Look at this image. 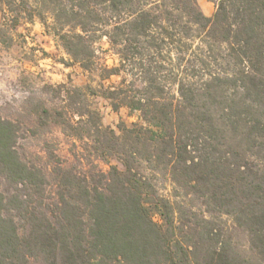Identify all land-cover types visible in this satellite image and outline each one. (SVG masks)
Instances as JSON below:
<instances>
[{
    "label": "trees",
    "instance_id": "obj_1",
    "mask_svg": "<svg viewBox=\"0 0 264 264\" xmlns=\"http://www.w3.org/2000/svg\"><path fill=\"white\" fill-rule=\"evenodd\" d=\"M211 1L0 0L90 78L0 113V264H264V0Z\"/></svg>",
    "mask_w": 264,
    "mask_h": 264
},
{
    "label": "rangeland",
    "instance_id": "obj_2",
    "mask_svg": "<svg viewBox=\"0 0 264 264\" xmlns=\"http://www.w3.org/2000/svg\"><path fill=\"white\" fill-rule=\"evenodd\" d=\"M203 13L211 16L215 10V4L211 0H197ZM10 14H4L0 4V113L8 117L19 116L27 120L26 112L37 100L49 98L56 101L54 92L42 94L43 83L56 85L66 83L72 85H84L90 82L88 73L79 65H64L61 59H67L68 55L57 43L49 30L42 25L38 18L32 21L21 19L13 26ZM50 19L47 20V23ZM102 48H107L105 38L98 43ZM107 62H116L115 56L108 53ZM118 76H112L105 80L104 84L117 82ZM96 81L93 82V85ZM100 112L104 125L117 130L120 121L132 122L137 120V113H129L125 107L114 110L107 99L100 96L91 98ZM47 137L56 138V142L68 148L67 138L56 131ZM39 138L29 136L25 140V150L31 159L37 149ZM171 186L166 184L164 193H169ZM154 219L159 221V216L154 214ZM223 222L231 223L230 218L223 216ZM238 241L244 244L245 236L238 237Z\"/></svg>",
    "mask_w": 264,
    "mask_h": 264
}]
</instances>
